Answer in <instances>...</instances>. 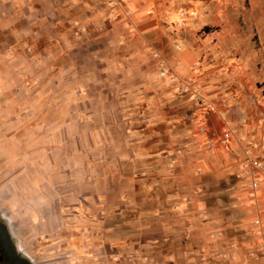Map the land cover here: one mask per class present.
Listing matches in <instances>:
<instances>
[{"label": "rangeland", "instance_id": "1", "mask_svg": "<svg viewBox=\"0 0 264 264\" xmlns=\"http://www.w3.org/2000/svg\"><path fill=\"white\" fill-rule=\"evenodd\" d=\"M121 4L0 0V210L16 242L35 264H233L241 244L264 264V181L255 196L239 176L264 141V0H164L132 22ZM203 119L212 151L195 143ZM252 150L264 161V142Z\"/></svg>", "mask_w": 264, "mask_h": 264}, {"label": "built area", "instance_id": "2", "mask_svg": "<svg viewBox=\"0 0 264 264\" xmlns=\"http://www.w3.org/2000/svg\"><path fill=\"white\" fill-rule=\"evenodd\" d=\"M112 3H116L117 0H110ZM161 64L162 61H161ZM163 68V67H162ZM263 135H264V123L262 127ZM197 134L203 137L202 140H196V144L202 145L204 147L205 151H212L214 148L218 145L217 144V136L214 133V130H209V126L206 123V119L201 120L200 124L197 127ZM220 144L221 145H227L234 139V134L231 129L224 128L220 132ZM264 141H254L253 143H250L246 145L245 148H243V153L246 157V160L242 163L239 176H242L244 180H246V183L248 181V187L252 191L251 193L256 196L255 192L261 187V183L264 181V161H262L255 153L250 152L252 147H259L263 144ZM252 225L254 228H256V231L258 235H260V244L258 246V251L261 253V255L264 256V225L262 220L258 217L253 220ZM216 239L221 236L220 231H216L214 234ZM252 256H258V254L249 252V257ZM124 262L126 264H143L141 262L142 257L139 256L137 253H131L130 255L123 258ZM146 264H162L160 261H158L154 256L152 257H145Z\"/></svg>", "mask_w": 264, "mask_h": 264}, {"label": "crops", "instance_id": "3", "mask_svg": "<svg viewBox=\"0 0 264 264\" xmlns=\"http://www.w3.org/2000/svg\"><path fill=\"white\" fill-rule=\"evenodd\" d=\"M21 1L23 3L27 2V0H20V2ZM120 2L123 4V5L121 4L122 13L125 14V17L129 20V22L130 21L132 22V21L144 20L147 17H149L150 16L149 11L152 8L158 9L159 7L158 5L163 3L164 0H120ZM173 3L175 4V2ZM180 4H183V3H180ZM170 5H168V13L165 19L168 20L169 22H173V21L175 22L177 19H179L180 13L179 11H177L175 5H172V4ZM197 7H198L197 5H194V8H197ZM214 61L215 60L212 61L213 64L218 62V60H216L215 62ZM220 61L222 62V60ZM216 86L217 85H215V88ZM217 90L218 89H215L212 91V96H213L212 100H214L216 103H219L223 99L221 97L218 98V93H215ZM218 99H221V100L219 101ZM240 246L237 245L238 249L234 252L236 254V258L235 260L234 259L232 260L233 264H262L263 260H261V262L252 261V260L250 261V259H248V257L244 256L243 254L244 252H246L247 247H245V245L243 244H241ZM237 253H239V255Z\"/></svg>", "mask_w": 264, "mask_h": 264}, {"label": "flooded vegetation", "instance_id": "4", "mask_svg": "<svg viewBox=\"0 0 264 264\" xmlns=\"http://www.w3.org/2000/svg\"><path fill=\"white\" fill-rule=\"evenodd\" d=\"M8 222L0 210V264H35L16 242Z\"/></svg>", "mask_w": 264, "mask_h": 264}]
</instances>
